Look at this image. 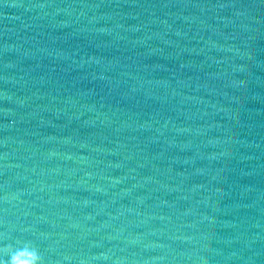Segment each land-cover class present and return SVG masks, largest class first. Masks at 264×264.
<instances>
[{
    "label": "water",
    "instance_id": "95a60500",
    "mask_svg": "<svg viewBox=\"0 0 264 264\" xmlns=\"http://www.w3.org/2000/svg\"><path fill=\"white\" fill-rule=\"evenodd\" d=\"M0 264H264V0H0Z\"/></svg>",
    "mask_w": 264,
    "mask_h": 264
}]
</instances>
